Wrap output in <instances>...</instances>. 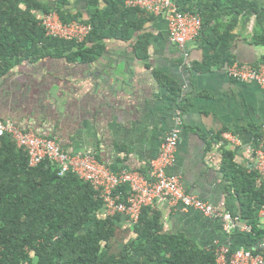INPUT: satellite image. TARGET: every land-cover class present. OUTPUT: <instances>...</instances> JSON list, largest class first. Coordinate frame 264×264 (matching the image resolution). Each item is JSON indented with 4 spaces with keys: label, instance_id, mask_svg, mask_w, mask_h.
Wrapping results in <instances>:
<instances>
[{
    "label": "crops",
    "instance_id": "1",
    "mask_svg": "<svg viewBox=\"0 0 264 264\" xmlns=\"http://www.w3.org/2000/svg\"><path fill=\"white\" fill-rule=\"evenodd\" d=\"M256 1L264 7V0ZM70 8L85 17L84 0H72ZM152 16L141 31L150 34L151 42L143 58L134 50L136 32L129 40L105 39L104 50L91 61L64 52L18 63L0 79V119L57 137L70 154L92 153L113 171L148 175L150 161L179 115V141L168 173L178 175L184 189L210 203L215 214L229 211L239 217L247 192L236 189L245 190L251 177L254 187L262 188L252 148L264 123V89L229 78L225 67L229 58L260 63L264 46L251 40L255 16L238 24L222 64L209 69L198 67L204 59L200 39L187 41L185 60L169 40L165 19ZM158 72L178 84L177 101ZM228 153L234 168L226 174ZM151 207L165 231L183 232L206 250L228 244L231 250L261 251L259 242L251 246L240 219L226 234L217 215L205 216L163 198ZM259 227L264 229L261 218Z\"/></svg>",
    "mask_w": 264,
    "mask_h": 264
},
{
    "label": "trees",
    "instance_id": "2",
    "mask_svg": "<svg viewBox=\"0 0 264 264\" xmlns=\"http://www.w3.org/2000/svg\"><path fill=\"white\" fill-rule=\"evenodd\" d=\"M173 1L180 11L201 17L198 39L204 59L199 69L221 65L236 37L233 30L252 16L251 40L264 46V7L256 0ZM84 2L85 17L71 12L72 0H0V79L25 59L72 52L83 61L94 60L104 50L105 39L129 40L136 32V54H148L150 34L141 31L152 15L127 8L125 0H102L103 6L100 0ZM51 11L63 23L90 25L89 34L82 42L47 35L41 16ZM233 61L229 58L228 64ZM157 76L177 101L176 81L164 73ZM232 168L228 153L223 170L227 174ZM252 180L245 190L236 191L247 192L239 219L251 227L247 237L255 247L264 237L258 215L264 190ZM117 191L125 195L128 186ZM127 223L121 214L104 215L103 201L88 182L72 172L60 175L49 160L30 167L27 154L11 137L0 136V264H217L214 248H202L183 232L165 231L151 206L142 208L137 223Z\"/></svg>",
    "mask_w": 264,
    "mask_h": 264
},
{
    "label": "built area",
    "instance_id": "3",
    "mask_svg": "<svg viewBox=\"0 0 264 264\" xmlns=\"http://www.w3.org/2000/svg\"><path fill=\"white\" fill-rule=\"evenodd\" d=\"M127 8H137L145 13L163 17L167 24L169 40L180 50L183 58L188 59L187 41L198 39L201 31V17L198 13L180 11L173 0H125ZM41 25L46 34L64 40L82 42L90 32V25L71 21L63 23L55 11L41 16ZM226 75L239 82H253L264 89V64H249L233 61L225 67ZM181 119L176 115L174 127L167 133L159 152L149 163L148 175L138 170L121 169L113 171L97 160L94 154H70L61 145L57 137L45 132L36 133L23 129L10 121L0 119V136L8 134L18 148L28 156L30 167H35L43 160H49L59 168V174L72 172L88 182L98 192L103 201L104 215L121 214L130 225L137 223L141 210L153 206L158 199H166L172 205L183 209L193 208L205 216L217 215L222 230L231 233L239 222V217L229 211L214 213L212 205L201 200L197 195L187 192L178 175L168 173V168L175 160V151L179 141ZM255 169L259 184L264 190V123L260 126V135L252 148ZM127 185L128 192L123 195L117 189ZM259 218L264 221V204L259 209ZM241 229L251 232L246 223ZM261 251L252 249L231 250L228 244L215 249L217 264H264V237L258 243Z\"/></svg>",
    "mask_w": 264,
    "mask_h": 264
}]
</instances>
